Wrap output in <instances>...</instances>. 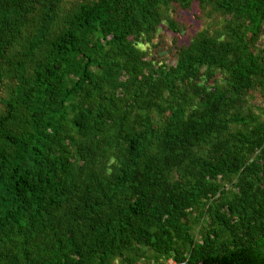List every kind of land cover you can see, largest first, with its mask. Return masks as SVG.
Returning <instances> with one entry per match:
<instances>
[{"label":"trees","instance_id":"1","mask_svg":"<svg viewBox=\"0 0 264 264\" xmlns=\"http://www.w3.org/2000/svg\"><path fill=\"white\" fill-rule=\"evenodd\" d=\"M191 1L0 0V264H264V0L148 61Z\"/></svg>","mask_w":264,"mask_h":264},{"label":"rangeland","instance_id":"2","mask_svg":"<svg viewBox=\"0 0 264 264\" xmlns=\"http://www.w3.org/2000/svg\"><path fill=\"white\" fill-rule=\"evenodd\" d=\"M70 1V0H69ZM211 3L201 2L200 0H192L186 7L179 5H172L167 12L168 19H162L151 41L146 42L141 47L146 51L145 58L148 61H154V63H163L166 66H172L176 62L175 52L181 48L187 46L199 33L206 35H217L225 31L226 16L222 17L220 12L213 11ZM169 21L172 22V28L168 27ZM260 30L256 37H253L250 41V49L254 52H260L264 54V21L260 23ZM224 33V32H223ZM225 35L221 36V39H225ZM263 51V52H261ZM6 72L3 83V89L1 91L3 96L8 94L7 84L8 70ZM215 82L221 83V75L215 73ZM242 100L236 102L231 107L230 112L240 110L241 114L250 112L255 119H259L264 122V83L254 86L248 92H246ZM1 106V105H0ZM199 239V236L196 237ZM133 264H152L151 260L146 258L131 257ZM170 259L160 261V264H170ZM110 264H127L121 261L120 257L116 258Z\"/></svg>","mask_w":264,"mask_h":264},{"label":"built area","instance_id":"3","mask_svg":"<svg viewBox=\"0 0 264 264\" xmlns=\"http://www.w3.org/2000/svg\"><path fill=\"white\" fill-rule=\"evenodd\" d=\"M170 264H177L175 262H170ZM178 264H185L184 262L178 263Z\"/></svg>","mask_w":264,"mask_h":264},{"label":"water","instance_id":"4","mask_svg":"<svg viewBox=\"0 0 264 264\" xmlns=\"http://www.w3.org/2000/svg\"><path fill=\"white\" fill-rule=\"evenodd\" d=\"M199 264H201V263H199Z\"/></svg>","mask_w":264,"mask_h":264}]
</instances>
